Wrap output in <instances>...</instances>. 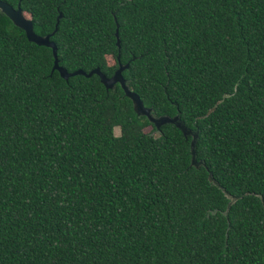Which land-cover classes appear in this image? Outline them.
<instances>
[{
    "label": "trees",
    "instance_id": "trees-1",
    "mask_svg": "<svg viewBox=\"0 0 264 264\" xmlns=\"http://www.w3.org/2000/svg\"><path fill=\"white\" fill-rule=\"evenodd\" d=\"M5 1L201 163L0 10V264H264V0Z\"/></svg>",
    "mask_w": 264,
    "mask_h": 264
},
{
    "label": "water",
    "instance_id": "water-1",
    "mask_svg": "<svg viewBox=\"0 0 264 264\" xmlns=\"http://www.w3.org/2000/svg\"><path fill=\"white\" fill-rule=\"evenodd\" d=\"M0 10L4 12L8 18L17 26L21 27L23 29V32L27 39L34 41L36 44H41L48 46L50 48L52 59H53V66L52 68L57 69L59 74L66 78L68 75H72L75 73H81L84 75H90L92 73H96L99 76L100 81L104 84L106 88L111 87L115 81H118L121 87L123 88V93L126 94L132 103V107L134 111L139 114H144L148 121L154 126L158 127L159 124L164 122H171L176 127H178L183 135L190 134V139L188 142L189 147V153H190V164L197 166L199 163H201L200 160L195 159L194 157V140L196 137V130H191L183 125V123L178 119V116L176 114L173 115H166V114H158V115H152L150 113V108L148 105H145L142 103L141 99L139 98L138 94L131 89L127 83L125 82V79L121 73V69L127 65V62H119L118 66L113 70V72L110 75H105L98 67H93L89 69L88 71H85L81 68H77L71 71L66 70L64 67L58 64L56 55H55V45L51 39H49V35L52 33V31L55 28L56 21L54 23V27L51 31L44 33V34H37L32 29L31 21L28 17L22 14L20 6L18 2L15 3V5H11L9 2L5 0H0ZM57 18V17H56ZM116 32V29L114 30ZM117 37L115 38V43L117 44ZM210 177V175H209Z\"/></svg>",
    "mask_w": 264,
    "mask_h": 264
},
{
    "label": "rangeland",
    "instance_id": "rangeland-1",
    "mask_svg": "<svg viewBox=\"0 0 264 264\" xmlns=\"http://www.w3.org/2000/svg\"><path fill=\"white\" fill-rule=\"evenodd\" d=\"M107 58H108L109 61L112 60V56L107 55ZM143 129H145V130L148 129L149 130L150 129V126L148 124H145L143 126ZM117 130H118L117 126H113V132L116 133Z\"/></svg>",
    "mask_w": 264,
    "mask_h": 264
}]
</instances>
